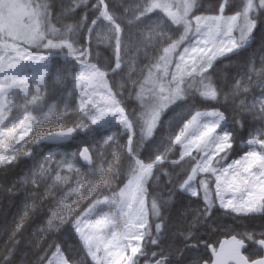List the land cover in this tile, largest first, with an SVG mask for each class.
Returning <instances> with one entry per match:
<instances>
[{
    "label": "snow or ice",
    "instance_id": "6c2138e0",
    "mask_svg": "<svg viewBox=\"0 0 264 264\" xmlns=\"http://www.w3.org/2000/svg\"><path fill=\"white\" fill-rule=\"evenodd\" d=\"M25 157L0 264H264V0H0V168Z\"/></svg>",
    "mask_w": 264,
    "mask_h": 264
},
{
    "label": "trees",
    "instance_id": "16d2710c",
    "mask_svg": "<svg viewBox=\"0 0 264 264\" xmlns=\"http://www.w3.org/2000/svg\"><path fill=\"white\" fill-rule=\"evenodd\" d=\"M59 5H60V0H53V12L56 13L59 11ZM259 49L256 50L255 55L257 57H259L260 54ZM243 55L247 56L248 53L244 52ZM229 59H234V57H230ZM59 103L60 104V110L64 111V106L65 103L70 104L71 103V97H64L62 94L57 93L56 97L53 99H50L48 101L49 104L52 103ZM46 110V109H45ZM168 115L167 114L164 119L167 120L168 119ZM96 135V133H78L76 134L74 140H72L70 143L72 144L73 147L80 145L82 143H91L93 137ZM50 150V146L49 148H45L44 145H40L36 148H34V156L36 158L39 157V155L42 154V151H47ZM62 151H72L73 148L72 147H67V148H62ZM33 162L32 158L29 157H25V158H21L20 160L16 161L14 164L7 166L8 167V171L5 173L3 168H0V174H4L9 178V182L12 178L16 177L17 175H20L23 173V171L25 169H27L28 167L31 166ZM51 184V181L49 182ZM59 187H64L63 185H59ZM57 191V189L54 187L52 189V194H55ZM18 196L23 195V193H17ZM54 202V201H53ZM18 208H17V201L10 199L8 196L0 194V223H5L8 225H11L12 222L14 221L15 215L17 214ZM43 220V216L42 215H37L36 217L33 218V220H31L28 225L26 226V230H25V235L30 236L32 233V229L34 227H39V223H41ZM231 219L229 217H224V216H216L214 217L209 223H206L205 225L202 226L203 230L201 231V235H204L206 238H208V242L209 243H213L216 244V242L218 240H220L221 238L225 237L223 235V232L225 231L224 229H221L219 232L217 231V233H212L211 232V228L209 227V224L212 225H216V226H222L226 223H231ZM33 238L37 240V242H41L42 238L37 236V235H33ZM0 242H2V238H0ZM151 247V246H149ZM28 251V256L27 257H23L25 260L30 261L33 253L31 251V248L29 247L28 249H26ZM155 250V249H153ZM21 259V254L18 253L15 257V261L14 264H19V260ZM141 264H143V261H141Z\"/></svg>",
    "mask_w": 264,
    "mask_h": 264
},
{
    "label": "rangeland",
    "instance_id": "374dc122",
    "mask_svg": "<svg viewBox=\"0 0 264 264\" xmlns=\"http://www.w3.org/2000/svg\"><path fill=\"white\" fill-rule=\"evenodd\" d=\"M4 14L5 15H13V14H15V10L6 8ZM20 103H22V101Z\"/></svg>",
    "mask_w": 264,
    "mask_h": 264
},
{
    "label": "water",
    "instance_id": "95a60500",
    "mask_svg": "<svg viewBox=\"0 0 264 264\" xmlns=\"http://www.w3.org/2000/svg\"><path fill=\"white\" fill-rule=\"evenodd\" d=\"M223 239H225V237L221 238L220 240H223ZM217 247H218V245H217Z\"/></svg>",
    "mask_w": 264,
    "mask_h": 264
}]
</instances>
